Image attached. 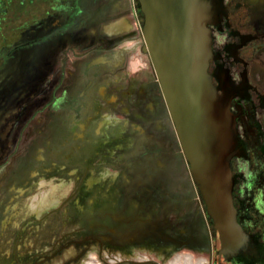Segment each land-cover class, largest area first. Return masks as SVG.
<instances>
[{"label": "flooded vegetation", "instance_id": "1", "mask_svg": "<svg viewBox=\"0 0 264 264\" xmlns=\"http://www.w3.org/2000/svg\"><path fill=\"white\" fill-rule=\"evenodd\" d=\"M102 1L104 0H0L2 229H6L7 226L18 227L16 221L18 222L24 213L23 202L34 189L32 180L39 173L35 167L30 166L28 157L29 155L33 157L34 153H41V149L31 151L36 139L44 138L49 157L62 155L67 138L63 137L62 133L57 134V131L59 132V124L65 120L63 118L70 106V110L75 112L72 115L74 117L72 123L75 124L73 127L78 130L72 131V139H77L81 143L84 138L83 132L93 116L92 110L98 105L93 101L95 87L100 79L110 78L109 75L113 76L117 70L124 67L123 53H119V57L116 58L114 49L117 43L133 30V23L129 17H122L104 24L103 21H106L107 17L105 16L100 22L104 24L101 30L105 39L95 40L98 35L91 30V25L98 20L95 14L97 11L104 13L103 9L100 10ZM124 1L126 10L132 11L131 0ZM136 2L138 10H134V15L138 21L139 16L142 17L143 25L144 17L138 0ZM207 28L212 39V57L207 72L217 95L226 97L228 101L238 139V148L230 160L234 181L232 203L235 218L238 226L249 237L246 250L238 249L235 254L228 249L222 252L219 235L206 216L204 203L192 181L204 207L206 220L211 223V260L207 261V264H264V82L261 86L253 84L248 73L250 64H257L260 55L264 54V0H221L220 17L214 23L208 24ZM215 33L221 36L219 44L216 42ZM88 38L92 40L84 45ZM125 49L123 51H131L132 59L136 45ZM68 50L73 59H79L89 52H97L85 63L82 71H79V83L74 78L77 69L68 71L66 68ZM68 76L70 78H67ZM155 85L159 92V102L156 101L155 105L145 104L144 112L139 108L136 114L141 116L144 113L147 118L142 137L150 144L143 149L142 156L162 155L157 132L162 131L161 123L164 119L162 107L165 101L157 78ZM121 96L129 100L130 94L122 93ZM139 96L144 98L141 94ZM127 100L125 103L122 99L118 100V107L121 106L119 112L123 116L108 120L109 117L102 115L96 124L98 130H95V134L99 135V129L110 126L111 123L122 126L127 124L126 121L133 114L129 109L132 104L127 103ZM166 112L170 118L168 109ZM151 127L155 132L147 131ZM174 133L177 137L175 128ZM54 139L62 141L51 149ZM90 141L87 140L88 144L82 143L75 150L79 152L89 150L90 144H94L92 140ZM20 142L28 146L25 153L18 151ZM37 159L41 160L43 157ZM22 160L24 161L21 162ZM187 166L189 171L188 163ZM139 169L142 171L144 168ZM47 170L50 169L42 171ZM122 179L124 183L129 182L127 178ZM92 184L94 182L88 183ZM135 184L137 189L142 187L138 180ZM36 204L26 205L27 212L33 219L48 210L47 208L37 214ZM145 209L147 205H141L137 212L140 214ZM108 217L114 223L131 220V217L123 215ZM110 234H114L112 230ZM51 250L53 251L43 256L33 253L26 259L18 258L15 264H67L65 263L67 248L55 246L53 249L51 247Z\"/></svg>", "mask_w": 264, "mask_h": 264}, {"label": "rangeland", "instance_id": "2", "mask_svg": "<svg viewBox=\"0 0 264 264\" xmlns=\"http://www.w3.org/2000/svg\"><path fill=\"white\" fill-rule=\"evenodd\" d=\"M124 3V0L102 1L100 10L103 9L104 15L97 11L98 20L91 25V30L98 35L94 39H105L101 30L103 23L122 17L131 19L133 30L114 49L119 51L116 58L123 53L124 67L113 76L109 75L110 78L100 79L95 87L93 101L98 105L92 110L93 116L87 123L81 143L72 139V131L78 130L72 123L75 112L68 106L65 120L59 124L60 130L57 131V134L62 133L67 138L62 155L49 157L43 137L37 138L35 145L31 146V151L41 149V153H34L35 159L30 155L28 157L30 166L35 167L39 174L32 180L34 189L23 202L25 208L21 219L16 221L18 227L2 229L0 218L1 264H15L18 258L26 259L33 253L43 256L53 251L51 247L55 246L67 248V255L64 254L67 264H169L177 254H189L196 260L203 258L206 264L211 260V223L206 220L204 207L194 189L165 103L161 104L164 116L162 131L157 132L162 155L142 156L143 149L150 142L142 137L147 118L144 113L137 116V109L144 112L145 104L159 102V92L150 58L141 49L142 17L138 15V21L134 15V10H138L137 2L131 0L132 11L126 10ZM104 17L106 21L101 24ZM215 36L219 44L221 36L216 33ZM87 40L84 45L92 38ZM135 45L137 54L134 52L130 59L131 51L123 49ZM95 54L97 52H89L73 59L71 52L67 51L66 68L68 71L77 69L74 76L77 83L79 71ZM258 61L257 64H250L248 73L250 81L261 86L264 82V54ZM122 93H129V100L121 96ZM140 94L144 98H140ZM121 99L132 104L129 109L133 114L127 124L111 123L100 128L99 135L95 134L98 130L96 124L102 115L109 117L108 120L123 116L119 112L121 106L118 107V100ZM147 131L155 132L152 127ZM87 140L94 143L90 144L89 150H75L82 143L85 145ZM61 141L54 139L51 149ZM27 147L20 142L18 151L25 153ZM39 155L43 159L38 160ZM139 168L144 169L141 171ZM43 169L50 170L43 172ZM122 178H127L129 182L124 183ZM137 180L142 184L138 189L135 186ZM92 182L94 184L88 185ZM62 183L66 184L65 194L53 196L61 197L57 206L48 208L33 219L26 205H35L44 191L48 192L53 185ZM141 205H147V209L139 214L137 209ZM109 215H123L131 217V220L114 223ZM111 230L114 234H110ZM137 256L141 259L137 260Z\"/></svg>", "mask_w": 264, "mask_h": 264}, {"label": "water", "instance_id": "3", "mask_svg": "<svg viewBox=\"0 0 264 264\" xmlns=\"http://www.w3.org/2000/svg\"><path fill=\"white\" fill-rule=\"evenodd\" d=\"M144 21L142 52L150 58L189 173L219 235L222 252L247 248L232 203L230 160L238 148L226 97L207 72L212 57L208 24L221 0H138Z\"/></svg>", "mask_w": 264, "mask_h": 264}, {"label": "bare ground", "instance_id": "4", "mask_svg": "<svg viewBox=\"0 0 264 264\" xmlns=\"http://www.w3.org/2000/svg\"><path fill=\"white\" fill-rule=\"evenodd\" d=\"M66 184L62 183L60 185H53L50 187V190L48 192L42 193L41 198L39 200V203L36 204L35 212L37 214H40L43 210L54 207L57 205V203L60 200V197H53L54 194H59L61 196L65 192ZM52 197H49L51 196ZM138 257V256H137ZM135 259V258H134ZM141 259L140 257L137 258ZM87 264H92L91 262H88ZM169 264H204L203 258L194 259L191 255H176L173 260L170 261Z\"/></svg>", "mask_w": 264, "mask_h": 264}, {"label": "crops", "instance_id": "5", "mask_svg": "<svg viewBox=\"0 0 264 264\" xmlns=\"http://www.w3.org/2000/svg\"><path fill=\"white\" fill-rule=\"evenodd\" d=\"M109 1V3L111 2V1H113V0H108ZM114 3V2H113ZM116 6V5H115ZM115 9V8H114ZM119 19V18H118ZM115 20H117V19H115ZM125 21H127L126 19H125ZM115 52H119L117 49L115 50Z\"/></svg>", "mask_w": 264, "mask_h": 264}]
</instances>
